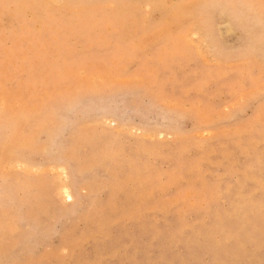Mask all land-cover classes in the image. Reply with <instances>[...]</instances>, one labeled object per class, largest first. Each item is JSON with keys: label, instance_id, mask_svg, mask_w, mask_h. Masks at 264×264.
I'll return each mask as SVG.
<instances>
[{"label": "rangeland", "instance_id": "1", "mask_svg": "<svg viewBox=\"0 0 264 264\" xmlns=\"http://www.w3.org/2000/svg\"><path fill=\"white\" fill-rule=\"evenodd\" d=\"M0 264H264V0H0Z\"/></svg>", "mask_w": 264, "mask_h": 264}, {"label": "bare ground", "instance_id": "2", "mask_svg": "<svg viewBox=\"0 0 264 264\" xmlns=\"http://www.w3.org/2000/svg\"><path fill=\"white\" fill-rule=\"evenodd\" d=\"M63 195H64L66 200H70L71 201L72 195H71V193L68 191V189L66 187L63 188Z\"/></svg>", "mask_w": 264, "mask_h": 264}]
</instances>
